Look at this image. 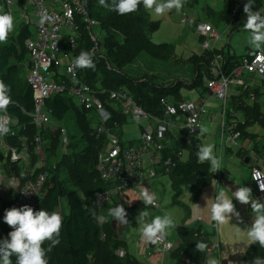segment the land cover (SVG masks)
<instances>
[{
	"label": "trees",
	"instance_id": "16d2710c",
	"mask_svg": "<svg viewBox=\"0 0 264 264\" xmlns=\"http://www.w3.org/2000/svg\"><path fill=\"white\" fill-rule=\"evenodd\" d=\"M258 1L253 0V10L258 7ZM107 2L109 5L112 4V0H107ZM246 2L247 0H226L224 11L226 17L234 18L232 16L245 15L244 4ZM90 8L91 14L100 23L105 48V57L92 55L95 64L94 69L79 68L80 76L92 85L109 88L126 86L141 105L159 114H162L160 97L170 96L175 100L182 98L183 95L180 94L182 85L188 87L202 86L204 90L207 89L205 76L212 75L209 71L215 54L213 50H205L204 53L189 58L192 71H195V76L190 80L179 78L174 83L164 84L160 82L159 84L149 76H133L125 68L132 59L131 51L134 53L145 52L152 58L167 62L171 61L173 57L174 48L170 43L154 42L149 36L150 30L157 24V20L150 18L143 3L139 5V9L142 10L139 11L142 14L135 17L142 24H149L150 30L148 32L144 29L135 30L131 24L130 26L127 22L116 20L114 15L118 12L110 7L101 6L99 0H91ZM235 8H237V13L234 12ZM117 33L121 35L122 42L118 40ZM30 35L31 29L28 25L23 24L17 32L13 29L5 42H0V80L11 86L12 103L9 105L7 113L18 119V124L12 123L14 133H8L7 138L11 142L18 141L17 145H20L22 143V140L20 141L21 135L29 133L31 135L29 149L33 156H38L35 152V134L38 129L30 114V111L34 109L33 90L27 80V69L23 62L27 55L25 42ZM91 44L90 35L83 28V37L77 51V57L81 51H89ZM123 44L130 48H124ZM106 59L113 63V68L108 66ZM234 59L233 55L226 54L225 71L231 69L235 63ZM179 61L172 60L174 65ZM46 104L52 109V113L57 119L64 120L70 136V142L66 150H63L56 125H51V129L42 130L46 139L44 147L47 150V156L50 157L49 159L46 158L43 166L41 164L33 167V175L41 170L50 171L44 186L45 192L36 210L56 211L60 214L59 205L62 197L65 198L68 207L67 212L63 215L60 214L63 217V226L59 236V246L63 254L58 264H147L130 250L126 238L116 235L112 222L114 217L108 215L102 223L99 221L101 213L118 206V203L114 202L103 208L97 207L94 203L96 194L106 188L107 183L99 177L95 167L102 139L101 136L97 137L92 132V117L88 113L90 110L74 104L65 94L51 95L47 98ZM229 105L228 117L231 115L232 107L234 110L240 111L245 118L244 123L239 124L242 131L241 136L246 133L248 125L260 120L263 121L258 102L251 106H244L239 103V97L231 95ZM116 117L121 121L126 120V116L119 113L114 115V118ZM184 149L188 150L187 158H182L178 154L179 150ZM197 151L187 141L185 135L179 137L174 134L169 135L163 149V159L170 156L175 160V164L171 165L169 171H166L165 167H160V172L167 173L170 178L174 191L173 202L182 204L186 209L189 208L188 205L180 198L182 184L187 182L191 185L196 190V198H198L203 187L214 176V172L210 170V162L200 163L198 161ZM52 156H55L54 160L51 159ZM0 158H2L1 153ZM7 169L9 172H22V167L18 161L11 159H8ZM2 207L5 213L6 210L15 207V205L12 200L3 198ZM249 207L251 209L250 205ZM12 230L6 224L2 233L8 237ZM201 230L202 226L199 225L180 231L182 240L170 251L175 258L174 264H190L191 262L205 264L206 250L204 252L197 251L196 244L204 242L209 246L212 242L206 233H201ZM102 232L105 233V236L101 235ZM119 247L124 248L125 253L123 255L117 252ZM257 256L264 258V248H261L258 243H253L239 264H251ZM12 259L13 264H15V256Z\"/></svg>",
	"mask_w": 264,
	"mask_h": 264
},
{
	"label": "built area",
	"instance_id": "2783aa9c",
	"mask_svg": "<svg viewBox=\"0 0 264 264\" xmlns=\"http://www.w3.org/2000/svg\"><path fill=\"white\" fill-rule=\"evenodd\" d=\"M3 2L5 13H11L14 18V28L26 24L31 29V35L25 42L27 55L23 62L27 69V80L33 90L34 109L30 114L38 129L35 134V152L38 155L43 152L46 139L42 130L51 129V125L58 128L60 145L66 150L70 142L68 126L64 120L53 115L46 102L47 98L54 94L69 96L74 104L90 110L88 113L92 117V132L102 139L95 167L99 177L107 183V187L98 192L99 197L98 193L96 194L94 203L99 208L114 202L124 206V197L128 190L142 186L151 187V179L163 174L160 167H165L164 169L169 171L171 165L175 164V160L170 156L163 159V149L169 135L179 137L185 135L189 142L200 126L201 113L206 110V98L182 97L175 100L170 96H161L162 114H159L141 105L126 86L116 88L94 86L80 76L79 68H73V71L69 72L68 69L72 67L77 57L83 28L92 41L88 52L105 57L103 37L97 35L94 29V25L100 23L90 12L91 0H3ZM185 20L187 16L184 17L183 21ZM195 28L197 33L203 36L202 45L205 50H212L213 40L219 36L216 27L207 20H199ZM226 54L235 58V63L229 71L224 70ZM258 56L261 58L257 59ZM106 62L109 67H114L109 59H106ZM209 72L212 75L205 76L207 92L222 99L224 104L220 127L221 143L225 138L238 141L242 135L239 124L244 123L245 118L240 111L232 107L231 115L228 117L231 98L229 89L234 85L247 88L245 77L249 73L264 78V55L257 50L237 55L235 49L231 47L225 54L214 55ZM250 97L256 99L255 93H251ZM116 113L126 116V121L129 119L138 123L137 140L130 139L124 133L123 121L118 117L114 118ZM7 114L10 117L9 133H14L12 123L18 124V119ZM0 153L2 154L0 181L6 179L9 182L0 184L7 186L3 198L12 200L15 207L27 204L36 210L45 192L44 186L50 171L41 170L33 175V167L25 159V156L32 154L27 140L13 146L6 135L0 136ZM178 154L183 158L185 149L179 150ZM8 159L18 161L22 167V175L8 171ZM254 169L264 173V160L251 165V178ZM251 184L252 199L258 198L264 202V192L260 190L258 182L252 179ZM159 206L160 202L156 199V207ZM116 222L118 221L115 219L114 228L118 236L121 227L120 223L116 225ZM213 228L219 230L216 222L213 223ZM102 236H105L104 232ZM148 242L150 244V241ZM157 244L169 251L176 246V241L166 233L153 246ZM219 247V242L213 243L207 248V252L218 251ZM117 252L123 255L125 250L119 247Z\"/></svg>",
	"mask_w": 264,
	"mask_h": 264
},
{
	"label": "rangeland",
	"instance_id": "374dc122",
	"mask_svg": "<svg viewBox=\"0 0 264 264\" xmlns=\"http://www.w3.org/2000/svg\"><path fill=\"white\" fill-rule=\"evenodd\" d=\"M193 1L184 0V6L179 12H177L175 9H172L171 11H168L163 15H156L155 20H157V24L151 30L149 29V24H142L140 21H137L138 18L135 16H140L142 14L140 13V11L142 10L139 8L137 11L129 14L121 15L118 13L114 15L116 20L127 22L129 23V25L131 24L132 28H134L135 30L144 29L147 30V32L148 30H150L149 36L154 42H168L173 46L175 51V54H173L171 61L168 62L152 58L145 52L134 53L133 51H131L130 56L132 59L129 63H127V66L125 67L128 73L133 76H149L150 78L156 80V82L159 84L160 82H163L164 84L174 83L179 78L190 80L195 76V71H192L191 68V60L189 58L178 56L183 55L189 57L193 52H195L196 54H201L203 51V47L200 45L201 41L199 35L194 30L195 10L193 9ZM206 1L211 3L214 0H198L197 4L200 6V9ZM221 3V0H217L216 2L218 7L221 5ZM3 13H5V6L3 0H1L0 14ZM184 14H187L189 20L188 22H185L183 24L181 20L184 17ZM18 29L19 27L14 28L15 32H17ZM94 29L97 35L102 36L100 25H94ZM117 34L118 40L122 42L121 35L119 33ZM122 46L124 48H130L128 46H125L124 44ZM172 60L180 61L179 63L174 65ZM202 90V86L188 87L186 85H182L180 88V94H182L183 97H191L197 99L199 98L200 92ZM206 94L209 93L207 92ZM223 107V100L210 94L208 95V100L205 105L206 110L202 111L201 113V128L206 129V131H203L202 137L205 138L203 139V141L205 144L214 145V154L218 158H221L222 165L221 169L215 172V176H213L210 183L203 187L198 199H196V190L194 188H192L187 182L182 184L181 197L190 205L191 212H188L181 204L173 202L172 196L174 194V191L170 178L168 174L163 173L158 175L156 178L151 179V183L155 190V196L156 199L160 202V206H145L144 203H142L141 205L136 207L137 210L134 218L137 219L139 212L141 210H145L146 208L149 211V217L155 213L156 209H160L159 211L162 215H164L165 213L171 214L174 221L177 223H183V221H185L186 224H189L195 221H200L201 223H204V225H210L215 222L211 218V206L215 202L216 195L220 191H224L230 198L233 199L236 210L240 213V218L238 219L235 215H233L231 220L223 225H219V237L223 243L222 255L225 256V248H227L228 252L232 253V256H235L237 251H240L242 247V245L238 246L237 243L240 244L242 240H248L246 236V230L252 225L254 217L250 207H248V204H241L238 200L235 199L233 193L241 186V182H246L250 179L251 160L249 162H246L245 156H249L248 154H250L253 150V153L255 154L257 150L254 147L250 149L244 148L243 152L239 154L238 150L240 148V144L238 141H231L228 138H225V140L220 143L221 136L219 133V124L222 118ZM212 117H214L215 119L211 120ZM131 122L132 123L126 121L125 123L129 124H123L125 130L136 128L137 123H135V121ZM218 134L220 136V139L218 138ZM21 140H27V145L29 146L31 135L29 133H24L23 138L20 139V141ZM17 142L18 141L11 142V144L13 146H16ZM59 153L60 152L58 151V154ZM47 157L49 159L50 156H47V150L45 147H43V152L40 155L33 156L32 154H30L29 156H25V159L28 161L30 166L34 167L35 165H41L42 163H44ZM54 158L55 156L51 157L52 160H54ZM4 182L9 183L8 180L5 179L1 180L0 184ZM6 188L7 186H0V240L8 238L5 237L4 233H2L3 228L6 225L3 220L5 213L2 209V199ZM123 207L125 208L127 213L130 212L125 205ZM67 211L68 207L66 205V200L64 197H62L61 204L59 205V212L61 215H63ZM107 217L108 211L105 213H101L99 216L100 223H102L103 220ZM112 222L114 226V220ZM117 223L118 222H116V225ZM128 225L130 226V228L126 230V233L133 234L134 227L130 218ZM120 227L121 233L118 236L124 238L122 233L125 232L126 225L120 223ZM168 231L169 233L167 234L169 235V237L176 236V231L174 229L171 228ZM135 233L139 236V239L137 240V242H132L130 246L133 252H135L143 262L151 263V255L153 254V252L158 251L162 252L160 253L161 256L158 258L161 259L162 257V259L158 263L174 264V256L170 251L164 250L160 245H148L145 248L143 247L144 241L140 233L139 224L138 229ZM49 244V241L45 242V249L48 248ZM52 254L53 256H51ZM62 254L63 252L59 244L53 247L52 250L47 253L49 264H58V261H60ZM206 258L207 256L205 257V259ZM225 258L228 259L227 256H225ZM228 261H230L229 263L232 262V264H234L233 262H236L237 258H229Z\"/></svg>",
	"mask_w": 264,
	"mask_h": 264
},
{
	"label": "clouds",
	"instance_id": "9594fccd",
	"mask_svg": "<svg viewBox=\"0 0 264 264\" xmlns=\"http://www.w3.org/2000/svg\"><path fill=\"white\" fill-rule=\"evenodd\" d=\"M141 3L146 10L158 16L172 9L179 12L184 6V0H112L111 5L107 0H99L101 6L110 7L121 15L137 11ZM244 13L247 19L243 24V30L249 33L248 43L254 50L264 55V15L260 11L253 10V0H247L244 4ZM13 29L12 14H0V42H5ZM260 58V56L257 57V59ZM73 68L94 69L92 54L88 51H81L72 67L68 69L69 72H72ZM10 93L11 86L0 80V113H3L0 115V136L10 132V117L7 114V109L12 103ZM201 131H206V129H201ZM196 155L200 163L210 162L211 171L217 172L221 169L222 160L214 154L213 144L199 145ZM252 179L258 182L260 190L264 192V173L254 169ZM99 195L98 193V197ZM233 196L241 204H250L254 218L252 225L246 230V236L249 241L258 243L261 248H264V202L258 198L253 200L252 189L246 186H240ZM141 197L145 206H156L155 193L150 192L147 187L142 190ZM211 213V218L217 225L225 224L231 220L233 215L240 218L233 199L224 191L216 195L215 202L211 206ZM108 215L121 224L129 223L123 205L109 208ZM148 217L149 211L146 208L139 212L137 221L142 238L152 243H157L169 229L175 227V221L169 213L163 216L157 215L151 220ZM3 220L13 230L8 234L9 238L0 240V264H13V256H15V264H49L47 253L59 244L63 226V217L58 212L43 209L37 211L26 204L6 210ZM46 241L50 242L47 249L44 247ZM207 247L208 245L204 242L196 244V250L199 252H204ZM205 264H220V261L208 258ZM251 264H264V258L257 256Z\"/></svg>",
	"mask_w": 264,
	"mask_h": 264
},
{
	"label": "crops",
	"instance_id": "0c3cea01",
	"mask_svg": "<svg viewBox=\"0 0 264 264\" xmlns=\"http://www.w3.org/2000/svg\"><path fill=\"white\" fill-rule=\"evenodd\" d=\"M215 1L217 2V0H214L211 3L206 1L205 4L202 5L201 9L199 8L200 6L197 4L198 0H194L192 2V4H194L193 9L195 10L194 30L196 31L195 25H196V22H198L199 20H207V21L211 22L216 27V29L219 33V36H218V38L213 40V43H212L213 44L212 50L215 53L214 55L225 54L229 50V48H231V47H233L235 49L237 55H241V54L247 53L251 50H254L248 43L249 33L243 30V24L247 19L246 15H243V16L241 15L238 17L236 15L232 16L234 18H230V16L226 17L225 12H224L225 8H226V0H221L222 3L219 7ZM200 3H202V2H200ZM255 10L260 11L261 14L264 15V0L258 1V7ZM146 11L149 14L150 18L155 20L156 15L154 14V12L149 11V10H146ZM234 12L237 13V8L234 9ZM185 16H187V14H184V17ZM184 17L181 20V22L183 24L185 22H188V20H189V17L187 16V20L183 21ZM196 33H197V31H196ZM199 38L201 41L200 45L203 47V45H202L203 36L199 35ZM204 52H205V48L203 47L202 53H204ZM174 54H175V51H174ZM193 55H200V54H196L195 52H193L189 57H186L183 55H178V56H181L183 58H190ZM245 78H246L247 88H244L246 86L243 87L242 85H234V86L230 87L229 92L231 93V95H233L235 97H239V103L244 105V106H247V105L251 106V105H254L256 102H258V105H259L260 110L262 112L261 114L263 117V121L260 120V121H257L255 123L248 125L247 129H246V133L244 134V136H240V138L238 139V142L240 144V148L238 150L239 154L241 152H243L244 148L250 149V148L254 147L257 150V152L255 150V152H256L255 154L253 153L254 150L250 154H248L249 155V161L251 160V163H250V168H251V165L253 163L260 162V161L264 160V78L259 77L253 73L247 74ZM253 92L255 93V97H256V99H254V100L250 97L251 93H253ZM206 93H207V89L206 90L203 89L200 92L199 97L204 96L206 98V103H207L208 95H210V93L209 94H206ZM214 119H215L214 117L211 118V120H214ZM131 121L132 120L128 119V122L132 123ZM221 121H222V118H221L220 124H219V133L221 132V128H220L221 127ZM125 122H126V120L123 121V124H129V123H125ZM135 123H137V122H135ZM137 129H138V123H137L136 128H134V129L125 130L124 127H122V130L125 131L124 133L127 134L130 139L135 138V140H137L136 136L138 135ZM201 129L202 128H201V122H200L199 128L192 135V138L189 141L190 144L196 150H198L199 145L205 144L203 141V139H205V138L202 137L203 132L201 131ZM218 138L220 139L219 134H218ZM241 139H243V140H241ZM228 148H230V147H228ZM187 157H188V150H185V154H184L183 158H187ZM213 172H214V176H215V171H213ZM251 181H252V178L250 175V179L246 182H241V186H246V187L251 188V185H252ZM145 187L146 186H142L141 188H138V189H130L126 192V195L124 197L126 208L128 209V211H130L127 213V219L129 220V218H130V220L132 221V224L134 227V230H133L134 233L133 234L126 233V230L130 228V226L127 224L125 227V232L122 233V235L124 236V238L127 239L129 248L132 252H133V250L130 246L131 243L137 242V240L139 239V236L135 233L138 229V221L134 217H135V213L137 210L136 207H138L139 205H141L143 203V201L141 200L142 199L141 193ZM147 188L149 189L150 192L155 193V190H154L152 184H151V187H147ZM180 198L189 207L188 209H186V207H184V208L187 211L189 210L188 212H191L190 205L181 197V194H180ZM196 199H198V198H196ZM248 207H249V204H248ZM159 210L160 209H156L155 213L149 217V220H151L152 218H154L157 215L163 216ZM113 220H115V219L113 218ZM199 225L202 226L201 233L202 234L206 233L209 236L210 242H212L209 246H211L213 243L214 244H216L217 242L220 243V247H219L218 251L215 250V252L208 253L207 249H206L207 258L205 259V261L208 258L213 257V258L217 259L218 261H220V264H232V262L229 263L230 262V261H228L229 258L236 257L237 261L233 262V263L239 264L240 261L242 260L243 256L245 255V253L253 245V243L249 240H245V241L242 240V242L240 244L237 243L238 246L242 245V247H241L240 251H237L235 256H232L231 255L232 253H229L228 249L225 248V252H226L225 256H227V258H228V259H226L225 256L222 255L223 243L219 237L220 226L218 225L219 230L216 231L213 228V223L210 225H204V223H201L200 221H195V222L189 223V224H186L185 221H183V223L175 222V227H173L172 229H174L176 231V236H174V237L170 236V237L176 241V245H177L182 240V237L180 235V231L182 229H190L191 227H198ZM167 233H169V231H167ZM143 241H144V244H143L144 248L147 247L148 245L150 246L148 240L143 238ZM169 251H171V250H169ZM160 253H162V252H158V251L153 252V254L151 255V258H150V260L152 259L150 261L151 263H147V264H160V263H158L162 259V257H161V259H158L161 256ZM187 259L189 260V258H187Z\"/></svg>",
	"mask_w": 264,
	"mask_h": 264
},
{
	"label": "water",
	"instance_id": "95a60500",
	"mask_svg": "<svg viewBox=\"0 0 264 264\" xmlns=\"http://www.w3.org/2000/svg\"><path fill=\"white\" fill-rule=\"evenodd\" d=\"M245 161H246V162H249V156H246V157H245ZM154 244H155V243L150 242V245H151V246H153Z\"/></svg>",
	"mask_w": 264,
	"mask_h": 264
}]
</instances>
